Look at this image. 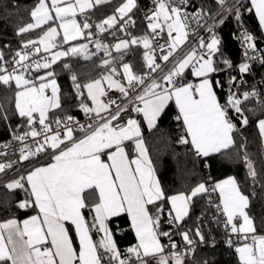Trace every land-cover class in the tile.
Returning <instances> with one entry per match:
<instances>
[{
	"label": "snow or ice",
	"instance_id": "snow-or-ice-1",
	"mask_svg": "<svg viewBox=\"0 0 264 264\" xmlns=\"http://www.w3.org/2000/svg\"><path fill=\"white\" fill-rule=\"evenodd\" d=\"M110 2L36 0L30 10L31 22L18 27L16 35L38 30V36L22 40L10 60L0 50V85L12 93L6 99H14V109L0 103V120L7 122L10 115H16L21 121L15 128L9 125L12 139L0 145L5 149L12 143L19 145L13 153H18V159L0 162V175L15 168L14 178L0 187L8 193L22 191L24 198L16 207L34 212L23 221L10 218L0 223V264H149L147 258H154L155 264H192L189 258L195 257L197 243L208 241L199 227L180 229L194 198L201 195H207L209 205L223 217L227 244L234 246L240 264H264V235L256 234L247 211L250 197L236 178L210 187L201 182L188 192L168 195L156 176L142 132L143 125L149 131L156 129L174 102V119L182 129L178 143L190 145L197 157L227 155L237 145L233 133L239 129L233 117L247 126L246 112L256 111L247 106L252 100L264 112V95L257 87L240 91L252 63L264 65V49L257 47L256 37L243 25V0L230 5L228 0H216V12L193 5L191 0H153L144 17L147 31L141 36L129 31L136 25L137 0H122L111 15L89 22L88 10ZM245 10H254L264 30V0H250ZM229 15L243 29V59L238 65L224 55L215 31ZM200 28L209 34L208 39L201 35L188 43L189 35ZM104 33L116 42L105 43L100 38ZM165 36L166 42L160 43ZM89 43L95 52L89 50ZM186 43L188 47L183 48ZM132 46L143 48V71L124 62ZM100 52L104 56L98 67L105 71L84 83L71 64L62 65L70 73L78 107L90 121L80 124L62 106L53 65L67 57L89 60ZM232 69L239 78L229 75L226 99L221 103L216 89L225 85L212 76ZM186 70L194 80H187ZM113 89L119 98H109ZM256 124L264 145V118ZM239 147L255 185L260 174L246 144ZM7 155L0 151V156ZM24 162H29L26 168L16 167ZM212 194H218V203ZM121 215L129 218L137 241L123 252L109 226L112 218ZM165 222L168 230H163ZM94 233L99 239H94ZM175 234L182 237L183 248L173 239ZM166 248L171 249L167 254Z\"/></svg>",
	"mask_w": 264,
	"mask_h": 264
},
{
	"label": "trees",
	"instance_id": "trees-1",
	"mask_svg": "<svg viewBox=\"0 0 264 264\" xmlns=\"http://www.w3.org/2000/svg\"><path fill=\"white\" fill-rule=\"evenodd\" d=\"M197 4L203 5L206 8H211L213 11L217 8L216 0H194ZM122 0H111L110 3L101 4L88 10L87 15L90 17L89 22L95 23L104 19L107 15H111L114 8L121 3ZM36 3V0H0V50H3L6 58H11L12 53L21 46V41L28 38H36L39 31L31 32L22 36L16 35L18 27L30 22V10ZM244 7L242 11V21L244 28L253 32L256 37L257 45L264 43V33L259 25L258 19L254 10L248 12L245 9L250 7L249 0H243ZM82 21V17H80ZM136 25L130 28L129 31L136 36H141L146 30V26L139 13L135 12ZM93 31H96L93 27ZM118 35H122L119 34ZM105 43L111 45L115 39L104 33L100 37ZM126 38V37H125ZM167 39V37H164ZM222 51L228 57L233 65H238L241 62V46L235 36V25L232 19L225 21L221 29ZM7 45V47H5ZM89 50L95 52L94 45L89 44ZM142 46H132L126 54H124V62L132 64L134 70L140 69L143 71ZM113 55H118L113 52ZM104 56L103 52L98 53L89 60H84L82 57H67L62 58L57 64L53 65V70L56 72V77L61 89V103L67 113L72 116H83L84 113L78 107L70 73L63 69V63L67 62L72 65V71L78 74L81 83L89 79L97 78L104 69L98 67L100 59ZM259 75L264 81V65L255 67ZM238 72L234 69L215 73L212 79H219L225 85L223 89L217 88L218 97L223 103L226 99L228 91L229 75L236 76ZM188 79V76H186ZM264 87V83H263ZM12 93L5 86L0 85V103H3L6 108L14 109V99L8 100ZM249 108H256L255 112L247 113L249 115V124L242 126L235 116L233 122L236 123L238 132L233 133L237 140L235 148L230 149L227 155L213 154L209 157H197L190 145L178 143V138L182 134V129L174 119L177 109L174 102H170L168 108L158 122V127L149 131L144 127V139L150 152L151 159L159 181L168 195H173L178 192H188L198 183L209 179L211 182H218L224 177L232 175L236 178L241 186V190L249 195L250 207L249 214L254 219L256 230H264V188H261V183H264V145L259 135L257 128V120L264 118L262 112L255 100H252L247 105ZM64 115V113H60ZM20 118L16 115H10V120L5 122L0 120V142L11 139L10 128H15L19 124ZM23 130V129H21ZM241 143L246 144V150L251 157L254 166L258 173V182L253 185V181L247 175V168L242 159L243 150L240 149ZM240 153V155H238ZM0 176V184L3 180ZM23 199V192L16 190L13 193H8L4 188L0 187V219L17 217L19 219L26 217L33 211L20 210L16 207V202ZM168 206L165 205V208ZM211 207L206 199V195L194 198L191 205L189 216L182 222L180 230H195L197 226V217L204 214L209 220L212 229L217 233L218 228L214 227L211 219ZM88 217L87 211H85ZM90 218V217H89ZM109 226L115 233V240L123 252L127 247L134 245L136 241L135 233L130 229L129 218L126 215H121L118 218H112ZM169 226L165 222L163 230H168ZM175 231V230H173ZM74 235V233H73ZM94 236L98 237L95 233ZM195 239V237H193ZM175 241H183L179 234L173 236ZM168 243L167 238L162 241ZM211 243L196 245V253L194 258H189L192 264H201L206 260L207 264H240L238 255L234 247L229 245L224 240H219L214 246ZM149 259V264H155L154 258Z\"/></svg>",
	"mask_w": 264,
	"mask_h": 264
},
{
	"label": "built area",
	"instance_id": "built-area-1",
	"mask_svg": "<svg viewBox=\"0 0 264 264\" xmlns=\"http://www.w3.org/2000/svg\"><path fill=\"white\" fill-rule=\"evenodd\" d=\"M138 3V8L135 10V12L139 13L143 23L145 24V26L147 25V21L145 20V14L146 12H148L152 6H153V0H137ZM233 0H228V4H232ZM191 4L196 5V6H200L199 4H197L194 0H191ZM193 9L190 7L189 11H192ZM218 11V7L213 11L216 12ZM228 19H232L234 21V25H235V36L239 42V45L241 46V61L243 59V51H244V45L242 43L241 40V32L243 31V29H241L240 25L237 23L234 15H229L225 18V21H227ZM209 23H211V21H209ZM220 24L217 26V28L215 29L216 33L221 37V29L222 26L224 25ZM247 29V28H246ZM147 30V28H146ZM249 32H251L249 29H247ZM253 34V32H251ZM204 36L205 39H208L209 34L203 29L200 28L194 35L190 34L188 37V43H192L195 42L198 36ZM254 35V34H253ZM167 39H161L159 42L160 43H165ZM183 48H187L188 44L186 43L184 46H182ZM258 48L264 49V43H262L261 45H257ZM157 55H159V53H157ZM6 60H10L11 58H6ZM160 63H162V66L166 69L167 65L163 64V62L158 61ZM261 65L259 62H253L252 63V67H251V72L250 74H247L243 77L244 81H246L245 84H243L240 88V91H244V90H250L252 87H257L259 89V91L262 93V95H264V87H263V77L261 75H259L257 73V71L255 70L256 66ZM9 70H11V66L9 65ZM189 70H186L185 75L187 76ZM239 78V74L236 75ZM120 97V93L116 90H111L109 92V98L112 99H117ZM105 99V98H103ZM119 102L121 104L125 103V101L123 100H119ZM69 115H71L70 113H67ZM135 115V114H133ZM79 122L80 124H87L90 123L89 119L87 116H85V114L83 116H74ZM12 139V137H11ZM11 139H8L6 141H1L0 145L5 144L9 141H11ZM19 147V145L17 143H12V146L9 148H0V151H6L8 153L7 156H0V162H5L8 160H16L18 159V153H16L15 155H13L14 152H16V149ZM29 162H24L23 165H17L16 167L19 168H26ZM204 183H206L209 187L214 184V182H211L208 178L204 180ZM23 198H24V193H23ZM206 199H209L208 196L206 195ZM212 199L214 201V203H218V194H212ZM211 207V219L213 221L214 227L218 228L219 232H215L212 229V226L209 222V220L207 219V217L204 214H200L197 217V226L201 229V231L205 234L206 237V241H208V243H211L214 241V244L217 243L219 240H224L227 243L228 240V231L224 228L223 226V217L220 216L219 213L216 212L215 207L214 206H210ZM256 234L258 235H264V230H256ZM233 241H234V245L236 242V237L233 236L232 237ZM177 244L183 248L184 247V243L183 241H176ZM167 244V243H166ZM199 243H197L198 245ZM234 247V246H233ZM171 249L166 248L165 253L167 254L168 252H170Z\"/></svg>",
	"mask_w": 264,
	"mask_h": 264
},
{
	"label": "crops",
	"instance_id": "crops-1",
	"mask_svg": "<svg viewBox=\"0 0 264 264\" xmlns=\"http://www.w3.org/2000/svg\"><path fill=\"white\" fill-rule=\"evenodd\" d=\"M250 1V0H249ZM258 19V18H257ZM77 20H78V22H81V19H80V16L78 15L77 16ZM31 22V21H30ZM263 31V33H264V30H262ZM187 76H188V79L187 80H194V78L192 77V75H191V73H190V71H188V73H187ZM219 98V97H218ZM103 99V98H102ZM88 103H89V105H91V101H88ZM144 127H147L146 125H143L142 126V132H143V136H144ZM146 142V141H145ZM146 146H147V144H146ZM149 146H147V148H148ZM149 150V149H148ZM149 155H150V152H149ZM150 158H151V156H150ZM14 173H15V168L14 169H12V170H8L7 172H6V174H3V175H0V176H3V180H7V179H10V178H14ZM156 176H157V178H158V175H157V173H156ZM228 177H234V176H232V175H229V176H227V177H224V178H222L221 180H219V181H222V180H224V179H226V178H228ZM158 180H159V178H158ZM218 181V182H219ZM176 194V193H175ZM246 194V193H245ZM247 195V194H246ZM247 211H248V209H247ZM34 214V212H32L31 214H29V215H27L26 217H24V218H21V219H19V218H17V217H10V218H16L17 220H19V221H23L24 219H27V218H29L31 215H33ZM250 215V214H249ZM85 216H86V214H85ZM251 216V215H250ZM87 217V216H86ZM10 218H7V219H0V223H2V222H4V221H6V220H8V219H10ZM94 235V234H93ZM94 239H99V237H97L96 238V236H94Z\"/></svg>",
	"mask_w": 264,
	"mask_h": 264
},
{
	"label": "rangeland",
	"instance_id": "rangeland-1",
	"mask_svg": "<svg viewBox=\"0 0 264 264\" xmlns=\"http://www.w3.org/2000/svg\"><path fill=\"white\" fill-rule=\"evenodd\" d=\"M91 46L93 45V44H91V43H89ZM56 79H57V77H56ZM57 83H58V80H57ZM58 85H59V83H58Z\"/></svg>",
	"mask_w": 264,
	"mask_h": 264
}]
</instances>
